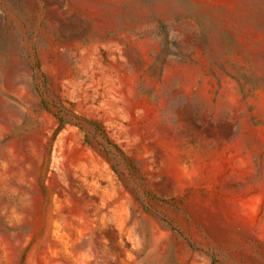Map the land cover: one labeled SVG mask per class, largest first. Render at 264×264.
<instances>
[{
    "label": "rangeland",
    "instance_id": "1",
    "mask_svg": "<svg viewBox=\"0 0 264 264\" xmlns=\"http://www.w3.org/2000/svg\"><path fill=\"white\" fill-rule=\"evenodd\" d=\"M0 264H264V0H0Z\"/></svg>",
    "mask_w": 264,
    "mask_h": 264
}]
</instances>
